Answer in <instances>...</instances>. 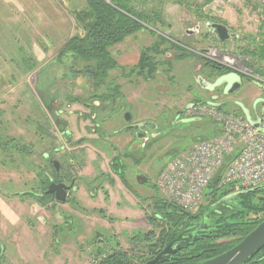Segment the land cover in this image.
<instances>
[{
	"label": "rangeland",
	"instance_id": "1",
	"mask_svg": "<svg viewBox=\"0 0 264 264\" xmlns=\"http://www.w3.org/2000/svg\"><path fill=\"white\" fill-rule=\"evenodd\" d=\"M204 1L183 0L186 4L194 5L191 6L193 9ZM163 2L161 9L164 24L152 23L148 29L144 28L124 42L111 47L109 51L118 64V70L109 72L106 81L94 88L83 74L75 72L80 64L77 65L69 58L54 59L70 35L79 33L71 14L83 9L85 0H0V20L6 23L8 19L17 17L25 21L23 28L19 27V42L12 38L0 43V62L6 60L5 55L15 53L12 50H19L16 57L18 55L20 60L16 68L18 72L0 76V87L10 89L9 99L5 101L8 105H0V241L5 248L3 257L7 264H95V261L108 252L106 249H95L96 245H90L92 238L81 244L82 240L90 237L92 229L106 225L103 216L97 212L83 214L77 207L72 208L76 212V216L71 220L74 221L72 224L80 230L76 235L66 233V228L62 227L59 230L61 237L58 239L61 243L54 244L50 238L53 232L51 227L65 225L66 219L60 218V211H70L69 203H54L51 204L52 207L47 203V206L51 207L47 209L37 206L33 202L37 200L32 197L21 196V193L36 191L39 180L44 178L45 174L51 173L50 159L56 160L64 172L68 165L65 160L71 157L70 167L74 175L78 176L80 166L73 157L81 152L79 156L92 157V166L95 169L104 171L117 181V186L109 187L114 198L119 199L118 185L125 177L118 179L116 169H111L110 162L115 156L122 159L123 149L121 145L119 147L122 151L118 150L121 152H117L113 145L107 148L109 142L101 136H111V131H101L103 134L100 137L97 135L101 134L99 130H105L104 127L110 125L107 123L101 126L102 122H108L111 113L108 107L104 109L102 104L105 103L101 100L105 101L103 97L109 96L108 86L120 84L123 87L122 95L127 100L121 109V115L117 114L115 117L114 128L120 124L124 111H130L137 123L145 124L150 121L151 124L150 128L144 130L148 137H136V147L132 148L131 157L122 160L125 167L120 172L126 177L130 175L127 180L133 188L139 184L147 186L144 188L147 194L150 192L152 196L161 198L164 197L155 187L157 174L159 175L174 156L188 149L192 143L210 137L211 129L216 125L213 120L204 116L195 120L192 119L194 117L182 115V110L189 103L212 101L210 94L202 92L203 88L193 80L197 74L193 69L203 64L201 57H193V53L182 46H188L195 51L211 50L208 56L211 59L206 60L218 68L213 73L210 88L204 89L210 93L214 92V88L223 86L217 84L220 78L217 76L218 71L222 70V67L228 65L234 70L224 76H230L238 89L232 93L233 97L228 98L225 93L221 94L225 98L219 99L218 103L223 110L235 115L241 114L240 103L253 116L261 107L260 103L264 102V96L261 97L263 84L254 73L262 65H256L249 56L240 53L244 51L245 46L252 47L253 44L247 39L250 35L258 38L259 27L264 25V7L259 6L257 0H213L200 9L201 13H210L213 20L225 25L231 33L238 36L237 39L217 42L213 47L210 42L213 37L206 34V28L203 27V22L210 20L196 17L193 9L173 4L168 0ZM196 26L200 27V33L187 36L184 34L186 29L194 31ZM3 29L0 25V31ZM262 31L264 32V28ZM49 33L55 34L54 39L49 37L55 41L49 43L51 49L47 52L43 48L44 36ZM33 35L37 49L32 52L34 58H29L23 49L26 51L29 48L28 42L30 43ZM4 36L11 35L0 33V37ZM160 36L176 39L181 48L190 53L189 56L177 60V51L168 49L170 45L167 43L160 45ZM163 49L168 50L165 52ZM142 52L154 63L155 60L158 61L153 75H149L145 70L139 72L136 67ZM23 57L25 58L22 59ZM246 64H249L247 68L243 66ZM201 70L204 74L208 73L204 67ZM129 71L133 73L128 74ZM242 74L246 78H241ZM233 98L238 100V107L235 106ZM99 104L104 112L100 107L94 106ZM180 111V118H177L176 115ZM185 118L187 120H182ZM96 123L99 126L96 127ZM94 135L96 141H93ZM85 144L87 145L83 148L73 149ZM92 146L105 154L100 151L103 154L101 157L93 156L97 150ZM52 148L58 149L57 154L51 153ZM62 164L65 166H61ZM97 170L92 177H86L89 187L93 190H97L102 183L104 187L108 184L100 179ZM76 181L78 187H83L82 179ZM231 193L233 192L228 187H224L216 190L215 198L204 194L198 209L191 214L199 210L205 216H200L202 225L208 226L216 218L215 213L220 211L228 214L230 209L235 210L233 202L225 203L228 201L227 195ZM75 195L78 197V194ZM144 198L146 197L142 196V199ZM232 199L231 197L229 200ZM92 203L98 204L97 200ZM78 204L81 206L80 201ZM148 204L152 207L151 202ZM152 212L154 211L148 208L145 218L151 225L147 229H152L151 242H154L162 227L167 226L160 218L156 219L155 225L152 224L148 220ZM187 220L186 225H194ZM114 228L118 229L116 226ZM72 230L73 228L70 232ZM56 236L58 237V234ZM121 242L126 247V243L122 240Z\"/></svg>",
	"mask_w": 264,
	"mask_h": 264
},
{
	"label": "flooded vegetation",
	"instance_id": "2",
	"mask_svg": "<svg viewBox=\"0 0 264 264\" xmlns=\"http://www.w3.org/2000/svg\"><path fill=\"white\" fill-rule=\"evenodd\" d=\"M200 22V21H198ZM203 27L206 28V34L209 36H212L213 39L210 41L211 46H215L217 42H220L216 37L210 32V30L206 27L207 23H219L216 21H204ZM221 24V23H220ZM230 32V30L228 29ZM185 35H191L192 33H200V27L196 26L194 31L190 29H186L184 31ZM231 33V32H230ZM207 36V35H206ZM164 38V37H163ZM166 40H170L176 47H181V45L177 42L176 39H170L166 38ZM169 41V42H170ZM168 44V41H166ZM183 48H186L187 50H190L193 53V57H201V60L203 61L202 65H197L195 69H193L194 72L197 74L193 77L194 83L198 85L200 88L201 86L196 82L199 80V78L203 79L205 82L210 84L212 82V79L214 78L213 73L216 72L217 70V65L213 64L212 62L206 60V59H211L208 56H210V49H198L197 51L192 50L188 46H182ZM177 55V52H176ZM175 57V56H174ZM204 67V69L208 73H202L201 68ZM230 66L225 65L224 69L221 70V72H225V69H228V73L231 71H234L232 68H229ZM122 69H120L121 72ZM219 73L217 76L221 77L224 76L225 73ZM133 73L132 71H129L128 74ZM239 73V71H238ZM216 77V76H215ZM242 78V77H241ZM214 82V80H213ZM226 84H223V86H219L214 88V92L210 93L204 89L201 91L204 93H209L210 96L209 98L212 100L210 103L207 104H219L218 100L222 99L224 100L225 97H233V94H225L226 96L223 97L221 94H224ZM108 93L113 94V97H110L106 99L105 101L101 99L105 104H102V106L105 108L108 107L110 113L109 119H107L108 122H102L101 126L105 124H110L107 127H104V129L99 130V132H105V131H111L112 134L111 136L102 137L101 134H97L101 138H106L107 142H109V146L114 147L117 152H121L123 149V153L128 154L129 157L132 155V148L135 146V140L136 137L142 139L148 137V134L144 132L146 131L147 128L151 127V124L149 123L150 121H147L145 124L144 123H137L136 121L133 120L132 118V113L130 111H124L123 112V117L120 119V124L117 126V128H114V122H115V117L117 114L121 115V109L123 108V105L126 104V97L124 98L122 95L123 92V87L120 86V84H115V86H108ZM112 89V91H111ZM115 91L118 93L116 94ZM263 91H261V97H263ZM264 98V97H263ZM233 101H235V106L238 107V100L233 98ZM190 104H195V103H189L185 106L188 107ZM200 104V103H199ZM205 104V103H201ZM263 105L264 103H260ZM83 106V105H82ZM96 108L100 107L99 105H94ZM86 107V106H84ZM103 107H100L101 109ZM104 112V110L102 109ZM184 110H182V115H183ZM181 111L178 115H176L177 118H180ZM131 118V119H130ZM194 119V118H192ZM182 120H187V118L182 119ZM199 120V119H195ZM95 126H99L98 123L95 124ZM116 129V130H115ZM63 135H65V132H63ZM137 138V139H138ZM151 140V139H150ZM149 141V140H148ZM121 145V147H119ZM150 147V145H149ZM128 148V150H126ZM121 150V151H118ZM58 149L52 148L51 153L57 154ZM65 158V157H64ZM68 161V165L65 167L64 172L61 171V168H59V165L56 160L50 159L49 162L51 164L52 171L50 174L46 175L45 177L39 180L38 184V191L34 190L31 192L27 193H21V196L25 197H32L36 199L37 201H33L37 206L44 207V208H51L52 205L55 203L61 204V205H67L69 203L70 205V210L73 212L72 208L74 207L78 208V211L80 213H88V209L83 207V205H79V201H76L75 197L73 196L77 189L78 186H76V179H82V186L83 190L88 193L94 194L95 197H91L92 200H97V193L100 192L101 196L104 198L108 196V188L114 185V179L110 176H108L104 171H99V175L101 176V180L107 181V187H104L103 183L100 185V187L97 190H93L92 188L89 187L88 185V180H86V176L82 175L80 178L78 176L74 175V172L72 168L70 167V163L72 164V158H66ZM114 160L112 158L110 162L111 169L115 171L114 168ZM61 166H65L62 164ZM63 169V168H62ZM131 172V171H129ZM123 176L126 177V175L123 173ZM128 176H130L128 174ZM127 176V178H129ZM113 180V181H112ZM50 184L58 185V184H63L66 188L65 190V199L64 201L60 202L57 201L55 198V193H47L48 187ZM110 186V187H109ZM68 188V189H67ZM110 190H112L110 188ZM128 190L129 193L133 192V187L132 184L128 185ZM14 195V193H12ZM89 196V195H88ZM231 200H228L225 203H229ZM47 203H50L51 207L47 206ZM221 203V202H220ZM52 204V205H51ZM57 209V208H56ZM60 218H63L65 220V225H53V232L50 235L51 240L54 242V244H60L58 239L61 237V232L59 231L62 227L66 228L65 232L66 233H72V234H78V231L80 230L79 227L77 228L76 225H73L74 221L72 222L70 216V212L68 210L65 211H60ZM93 212H97L94 210ZM218 212V211H217ZM76 213L75 211L72 213L74 215ZM259 212L256 211H241L238 212L236 210H229L228 214H223L222 212L215 213V219L210 223L208 226L202 225V222L200 221V216L204 217L200 211H196L195 213L191 214L188 218L189 221L193 222L194 225H185V226H180L177 229L176 235L169 240L168 242L162 244L161 241H159L162 232H159V234L156 237V240L154 242H151L152 240V229H140V230H131V229H123L119 228L115 230L114 226L105 229L102 228H95L92 229V234L90 237L84 239L81 241V244H85L86 240H89L92 238V241H90V245H96L95 249H106L108 251L115 252V254H120L123 257H127L131 264H144L154 258H156L160 252L170 243L173 242L172 246L168 249V252L170 254H163L159 256V260L157 264H198L202 261L211 259L229 249L234 247L240 240H242L249 232H251L262 220H260L254 228L246 233L244 236L241 235L243 232L242 230L246 229L245 224L247 223H256L257 220L255 218H249V214H257ZM99 215V213L97 212ZM251 217V216H250ZM256 218H259L260 215L253 216ZM70 219V220H68ZM146 219V218H145ZM187 220V221H188ZM204 220V219H203ZM188 221V222H189ZM147 222V220H146ZM234 224L233 227H229V224ZM149 224V223H148ZM240 224V225H238ZM150 225V224H149ZM151 226V225H150ZM73 228V230L70 232V230ZM233 228V229H231ZM69 230V232H68ZM149 230V231H148ZM58 231V233H57ZM167 233V232H166ZM58 234V237L56 236ZM86 236V234H84ZM243 236V237H242ZM168 237L166 236V239ZM239 240L238 242L234 243L235 240ZM124 241L126 243V247L123 245L121 242ZM158 240V242H156ZM157 243V245L155 244ZM127 248V249H125ZM142 250V251H139ZM264 250V245L262 248H260L257 251V254L262 253ZM5 248L3 243L0 241V264H7L5 261L4 256ZM105 254L102 255L100 258H104ZM255 254L252 255L248 261L244 262L243 264H264L263 262L261 263H255Z\"/></svg>",
	"mask_w": 264,
	"mask_h": 264
},
{
	"label": "trees",
	"instance_id": "3",
	"mask_svg": "<svg viewBox=\"0 0 264 264\" xmlns=\"http://www.w3.org/2000/svg\"><path fill=\"white\" fill-rule=\"evenodd\" d=\"M168 1H171L173 4L184 6L191 10L193 9L191 6H194L191 4H186L185 2H183V0ZM212 1L213 0H205L202 4L196 5L195 9H193L196 17L204 20L215 21L209 15L210 13H206L204 11V13L200 12V9L204 5H207ZM163 3V0H85V7L75 12L74 14L72 13V17L75 21L77 29L79 30V33L71 36L65 41V43L57 53L56 58L58 60L69 58L72 59V61L77 65L80 64L78 65L79 69L75 72L83 74V76L92 83L94 88L99 87L106 81L109 72L118 70V64L112 57L109 49L117 44L124 42L128 37L138 33L140 30H143L144 28L148 29L149 26L152 25V23L163 25L164 21L161 9ZM263 28L264 25L261 24L257 36L258 38H255L254 35H250L249 39H247L249 40V43L253 44L252 47L245 46L244 51H240L241 54L249 56L250 59L254 63H256V65L261 63L260 65H262L263 67L259 66L258 70H256V67L254 65L253 68L256 70V72H254L256 76L262 80H264ZM158 39L160 45L168 41V44L170 45L168 49H174L175 51H177V60H183L189 56V52L183 50L181 47H176L170 40H166L161 36ZM159 47H157V49ZM168 49L163 50L166 52ZM139 60L140 61L136 66L137 68H139L138 71L143 72L145 70L149 75H153L156 70L155 64H157L158 61L155 60L156 63H154L145 55L144 52H142ZM243 66L247 68L249 64ZM222 69H224V67H222ZM227 71L228 69H225L226 73H228ZM220 72L221 70L218 71V74ZM241 76L242 78H246L244 74H242ZM115 93L117 94L118 91H115ZM108 95L109 96L103 98L108 99L110 97H113V94L111 93H108ZM217 189L220 188H218L217 181L215 179L210 184V187L208 188L205 195L215 198ZM149 201L152 203V207L150 206V204H147V208H150L154 212H152V215L148 217V220L155 225V221H157L156 219L160 218L161 221L163 223L165 222L164 224H166L167 226V228L162 227V234L159 239V241L164 244L176 235L177 229L180 226H185L187 224L186 219H188L187 217H189L191 213L181 210L173 202L165 198L153 196ZM231 202H233L232 204L234 205L233 209L238 212H259L254 215H248L249 218H255L257 222L245 224L246 229L242 230L243 232L241 233V235L244 236L246 233L251 231L254 226H256L257 223L264 217V189L258 192L248 191L246 193H239L235 197H233ZM256 215H260V217H253ZM233 225L234 224L232 223L228 226L233 227ZM166 236L168 237L167 239ZM156 242H158V240ZM155 244L157 245V243ZM254 254L255 263H264V250L262 253L257 254V252H255ZM94 263L131 264L127 257H123L118 253L115 254V252L112 251H108L107 253H105L104 258H100Z\"/></svg>",
	"mask_w": 264,
	"mask_h": 264
},
{
	"label": "built area",
	"instance_id": "4",
	"mask_svg": "<svg viewBox=\"0 0 264 264\" xmlns=\"http://www.w3.org/2000/svg\"><path fill=\"white\" fill-rule=\"evenodd\" d=\"M257 2L264 7V0ZM259 81L264 86V80ZM183 110L185 116L213 120L220 132L195 142L166 164L156 180L165 199L192 213L215 179L218 188L228 187L232 192L264 185V104L251 116L256 127L219 104L196 103Z\"/></svg>",
	"mask_w": 264,
	"mask_h": 264
},
{
	"label": "crops",
	"instance_id": "5",
	"mask_svg": "<svg viewBox=\"0 0 264 264\" xmlns=\"http://www.w3.org/2000/svg\"><path fill=\"white\" fill-rule=\"evenodd\" d=\"M75 13V12H74ZM72 15V14H71ZM25 21L22 19H18L16 17V19H8V21L6 23H4L2 20H0V25L2 26V28H4L2 31H0V33L2 34H6V35H11V36H4V37H0V43H2V41L6 40V39H12V38H16L17 41L19 42V32H20V26L25 25L24 24ZM39 34V38H40V33ZM49 35V36H47ZM49 37L51 39L55 38V34H45L44 39H45V46H43V48H45V50L47 52L50 51L51 48H49V43L51 41H55V40H50ZM71 37V35H70ZM69 39V38H68ZM34 35L32 36V38L30 39V43L29 44V48L24 51V54L29 55V58H34L33 56V51L34 49L36 50V46H34ZM41 45V43H40ZM40 48V47H39ZM48 48V49H47ZM13 53L12 55H5L6 60L3 62H0V76L2 75H6V74H13L17 71V66L20 63V60L16 57L17 52H19V50H12ZM24 56V55H23ZM17 58V59H16ZM25 57H23L22 59H24ZM54 59H56V57H54ZM9 92L10 89L9 88H4V87H0V105H8L7 102H5L7 99H9ZM241 112V111H240ZM240 115V114H238ZM219 127L217 125H215L214 127H212L211 129V137L217 136L219 135ZM93 138H95L96 141V136L94 135ZM107 138V137H106ZM208 138H202L198 141H201L203 139H208ZM196 142V141H195ZM193 144V143H192ZM85 145H81L79 147H73V149L76 148H83ZM136 147V143L134 145ZM141 146V145H140ZM94 147L95 150H97V153H93V156L99 155L100 157L103 155L101 154L104 153L102 150L97 149L95 146ZM134 147V148H135ZM101 151V152H100ZM99 153V154H98ZM79 154H81V152H79L76 156L73 157V159L76 161V163L79 164L80 167H78L79 171L77 173V175H85L87 178H90L94 175L95 169L92 166V157H87V156H79ZM105 154V153H104ZM122 159L117 156L113 157L114 160V168L116 169L115 174L118 176V179L122 178L123 176V172H120V170H123V168L125 167L124 163H123V159L129 157L128 154L123 153L122 154ZM131 157V156H130ZM91 160L89 163H87L86 161ZM121 173V176H120ZM158 176V174H157ZM156 176V177H157ZM123 180H120V185H118V196L119 199H115L113 196V191L110 190V188H108V196H106L105 198L103 196H101V193L98 192L96 197H97V205H94L92 203V198L91 197H95L94 194L92 193H88V195L86 194V192L83 190V187L79 186L76 193L78 194V197L74 194L73 196L75 197L76 201L81 202V205H83V207H85V203L88 204V207H86V209H88L89 212H93L94 210H96L100 216H103V222L104 224H106L104 227H101L102 229H107L109 226H116L118 229L119 228H123V229H131V230H140V229H146L148 226V223L146 222V213H148V208H147V204L150 202L149 200L152 199V193H146V190L144 189L147 186H141V184L135 186V188H133V192L129 193L128 190V185H129V181L127 180V177L122 178ZM148 179V178H147ZM154 183V182H153ZM79 185L76 182V186ZM114 185L117 186V181L114 180ZM154 186V184H153ZM143 197H146L144 199H142ZM96 201V200H95ZM70 216L71 218H73L76 215H73L72 211L70 210ZM95 213V212H94ZM105 215V217H104ZM109 219V220H108ZM146 225H145V223Z\"/></svg>",
	"mask_w": 264,
	"mask_h": 264
},
{
	"label": "water",
	"instance_id": "6",
	"mask_svg": "<svg viewBox=\"0 0 264 264\" xmlns=\"http://www.w3.org/2000/svg\"><path fill=\"white\" fill-rule=\"evenodd\" d=\"M206 27L210 30V32L218 39L220 42H224L230 39H237L238 36L234 33H230L228 28L220 23H207ZM217 84L223 85L226 84L224 93L231 94L234 93L238 88L236 83L232 82L230 76H221L218 78ZM198 84L201 88L206 89L210 88V84L205 82L203 79L199 78L197 80ZM262 90H264V86H262ZM239 108L241 110L242 116L250 122L253 126H257V122H253L251 119V115L249 114L246 107L239 103ZM68 189V188H67ZM264 189V185H259L254 188H251L246 191L234 192L227 195V200L231 197H235L239 193H246L248 191L258 192ZM65 186L63 184H50L47 190V193H55V198L57 201H64L65 199ZM221 202V201H219ZM173 242H170L161 252L160 254L144 263V264H157L159 260V256L163 254H170L168 249L172 246ZM264 245V219L251 231L249 232L242 240H240L234 247L231 249L205 261H202L198 264H243L247 261L255 252H257Z\"/></svg>",
	"mask_w": 264,
	"mask_h": 264
},
{
	"label": "bare ground",
	"instance_id": "7",
	"mask_svg": "<svg viewBox=\"0 0 264 264\" xmlns=\"http://www.w3.org/2000/svg\"><path fill=\"white\" fill-rule=\"evenodd\" d=\"M264 103V102H263Z\"/></svg>",
	"mask_w": 264,
	"mask_h": 264
}]
</instances>
